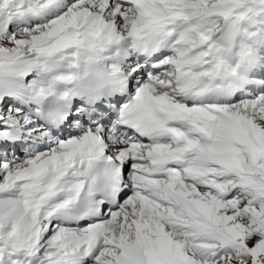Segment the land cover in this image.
<instances>
[{
	"label": "snow or ice",
	"instance_id": "snow-or-ice-1",
	"mask_svg": "<svg viewBox=\"0 0 264 264\" xmlns=\"http://www.w3.org/2000/svg\"><path fill=\"white\" fill-rule=\"evenodd\" d=\"M0 264H264V0H0Z\"/></svg>",
	"mask_w": 264,
	"mask_h": 264
},
{
	"label": "clouds",
	"instance_id": "clouds-1",
	"mask_svg": "<svg viewBox=\"0 0 264 264\" xmlns=\"http://www.w3.org/2000/svg\"><path fill=\"white\" fill-rule=\"evenodd\" d=\"M96 83H97V80L95 79V77H92V78L85 81L86 85H91V86H95Z\"/></svg>",
	"mask_w": 264,
	"mask_h": 264
}]
</instances>
